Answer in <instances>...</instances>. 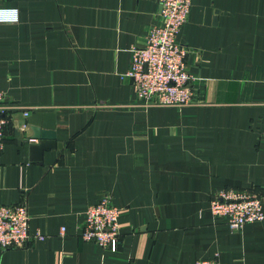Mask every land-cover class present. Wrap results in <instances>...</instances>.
<instances>
[{
	"label": "crops",
	"instance_id": "obj_1",
	"mask_svg": "<svg viewBox=\"0 0 264 264\" xmlns=\"http://www.w3.org/2000/svg\"><path fill=\"white\" fill-rule=\"evenodd\" d=\"M0 17H16L0 21V204L24 199L45 236L0 249V264H264V219L233 232L209 202L225 188L264 199V0H191L177 41L200 103L181 108L140 105L123 76L160 22L156 0H0ZM39 111L60 145L40 161L15 137ZM106 193L114 252L79 235Z\"/></svg>",
	"mask_w": 264,
	"mask_h": 264
},
{
	"label": "built area",
	"instance_id": "obj_2",
	"mask_svg": "<svg viewBox=\"0 0 264 264\" xmlns=\"http://www.w3.org/2000/svg\"><path fill=\"white\" fill-rule=\"evenodd\" d=\"M159 19L147 34L145 45L133 46L132 60L123 75L134 87L136 102L143 106L181 108L200 101L191 87L196 80L187 72L189 50L177 41V36L191 13V0H156ZM16 17H0V21ZM11 106L0 91V152L4 146L5 128L10 122ZM29 116L28 112L23 114ZM27 126L23 125L25 129ZM263 197L252 189L225 188L210 196V210L215 221L231 231L240 232L250 223L264 219ZM119 209L106 193L89 205L79 233L84 242H94L104 250L116 251L119 244ZM64 234V228L61 229ZM41 233L29 231V214L24 199L16 204H0V249H26L42 241ZM194 264H226L217 258L198 260Z\"/></svg>",
	"mask_w": 264,
	"mask_h": 264
},
{
	"label": "water",
	"instance_id": "obj_3",
	"mask_svg": "<svg viewBox=\"0 0 264 264\" xmlns=\"http://www.w3.org/2000/svg\"><path fill=\"white\" fill-rule=\"evenodd\" d=\"M52 112L39 111L27 119L30 134L18 130L15 132L18 145L22 148L25 157L41 160L43 152L60 147L55 141V122Z\"/></svg>",
	"mask_w": 264,
	"mask_h": 264
}]
</instances>
